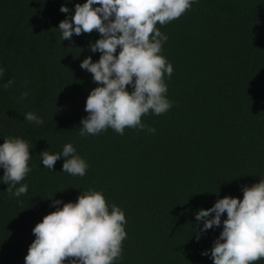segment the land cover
<instances>
[{
  "label": "trees",
  "instance_id": "obj_1",
  "mask_svg": "<svg viewBox=\"0 0 264 264\" xmlns=\"http://www.w3.org/2000/svg\"><path fill=\"white\" fill-rule=\"evenodd\" d=\"M86 2L0 0V145L20 137L31 153L26 195H9L0 167V264H25L34 227L63 207L53 201L75 203L89 188L126 215L114 264H214L210 250L227 214L206 232L196 214L226 196L242 200L245 186L264 179V0H195L180 18L158 23L168 36L161 54L174 69L170 79L165 73L173 107L142 117L154 134L108 128L81 137L87 98L99 84L80 65L89 56L99 61L90 45L101 34L63 41L58 28L69 17L62 5L74 15ZM27 112L44 123H29ZM69 143L90 165L83 177L63 172L64 157L52 171L42 163V152Z\"/></svg>",
  "mask_w": 264,
  "mask_h": 264
},
{
  "label": "clouds",
  "instance_id": "obj_2",
  "mask_svg": "<svg viewBox=\"0 0 264 264\" xmlns=\"http://www.w3.org/2000/svg\"><path fill=\"white\" fill-rule=\"evenodd\" d=\"M194 2L87 0L82 5L76 4L74 15L67 6H61V12L69 13L58 28L63 41L82 33L98 31L101 34L90 45L93 53H102L99 61L94 63L89 56L80 65L99 84L87 98L88 116L81 120V137L95 136L108 128L121 136L125 128L156 132L141 122L142 117L150 111L162 115L174 104L167 98L165 83V73L170 79L173 65L161 54L168 36L157 24L165 25L180 18ZM5 71L0 68V77ZM13 83L9 80L4 88ZM27 96L28 92H23L20 99ZM24 117L29 123H44L43 117L33 112H27ZM76 152L71 143L62 152L52 154L47 150L41 153L42 163L52 171L64 157L63 172L83 177L90 165ZM30 159V142L23 138L8 137L0 145V167L5 170L2 179L9 185L10 196L19 198L27 194L29 186L21 181L31 171ZM243 193L242 200L226 196L218 199L212 208L201 209L196 214V220L203 221L200 232L219 227L222 216L227 214L223 230L210 250L214 264H255L264 259V179L251 187L245 186ZM60 204L62 208L57 207L34 227L36 238L29 247L25 264H114L122 258L127 220L121 207L113 203L110 211L103 192L91 188L82 192L75 203L53 201V206ZM196 238L199 240L200 235ZM208 254V251L202 253Z\"/></svg>",
  "mask_w": 264,
  "mask_h": 264
}]
</instances>
